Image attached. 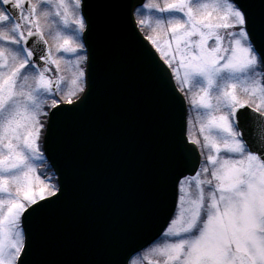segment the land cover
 Instances as JSON below:
<instances>
[{"label":"snow or ice","instance_id":"snow-or-ice-1","mask_svg":"<svg viewBox=\"0 0 264 264\" xmlns=\"http://www.w3.org/2000/svg\"><path fill=\"white\" fill-rule=\"evenodd\" d=\"M106 40L134 48L168 126L159 227L55 260L72 177L48 161L93 106ZM0 264H264V0H0Z\"/></svg>","mask_w":264,"mask_h":264},{"label":"water","instance_id":"water-1","mask_svg":"<svg viewBox=\"0 0 264 264\" xmlns=\"http://www.w3.org/2000/svg\"><path fill=\"white\" fill-rule=\"evenodd\" d=\"M97 57L93 106L62 133L48 161L66 173L71 166L72 177V200L47 238L55 260L114 253L120 241L146 242L159 227L151 188L168 126L155 103L152 78L126 41L106 40Z\"/></svg>","mask_w":264,"mask_h":264}]
</instances>
